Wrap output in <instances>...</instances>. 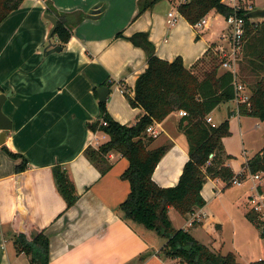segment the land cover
Listing matches in <instances>:
<instances>
[{
    "label": "crops",
    "instance_id": "1",
    "mask_svg": "<svg viewBox=\"0 0 264 264\" xmlns=\"http://www.w3.org/2000/svg\"><path fill=\"white\" fill-rule=\"evenodd\" d=\"M47 1L60 12L86 15L73 29L67 45L49 37L53 23L47 18ZM139 1L24 0L0 23V92L10 93L3 112L13 125L6 142L0 145V264H32L30 257L18 255L14 246L19 216L30 237L43 230L49 237V264H182L160 252L161 236L122 218L119 208L130 186L121 175L128 161L125 163L120 153L111 152L108 161L112 168L102 175L85 151L99 148L110 137L101 130L93 131L89 125L101 119L97 91L101 86L110 89L107 111L115 121L133 125L144 114L141 108L129 104L120 87L123 82L134 96L137 80L148 67L144 50L130 41L133 35L148 33L159 58L174 61L181 57L184 66L191 68L213 47L217 52L227 47L228 33L223 30L221 40L214 39L208 16L204 26L191 25L179 13L178 0L162 1L137 17ZM170 13L176 18L173 25L168 23ZM119 33L122 36L118 37ZM50 43L61 45L62 51L46 53ZM243 54L244 46L238 69ZM224 72L227 70H220V74ZM239 82L246 88L243 94L251 96L247 83ZM230 103L221 104L211 113L217 123L228 119L227 115L218 122L217 113H226ZM231 114L228 120L232 137L224 138L223 146L225 155L232 157L226 165L238 175L252 158L248 157L243 130L246 119L251 117L239 115L232 106ZM182 119L178 111L157 123L160 135L149 145V149L172 145L153 174L160 187L176 186L189 160L188 141L180 129ZM236 140L241 141L238 147L233 142ZM3 146L27 159L25 172L16 173L20 160L11 158ZM56 166L67 170L74 181L79 198L71 208H67L56 185ZM219 181L222 180L207 181L202 189L206 206L186 216L187 223L180 229L216 253L235 254L239 263L263 260L264 239L259 232L254 239H243L238 254L226 250L214 236L222 228L221 220L211 211L223 192ZM263 187L264 184L259 186L262 195ZM172 210L169 214L174 225ZM197 216L200 221L190 225ZM205 223L207 240L200 238L197 227Z\"/></svg>",
    "mask_w": 264,
    "mask_h": 264
},
{
    "label": "trees",
    "instance_id": "2",
    "mask_svg": "<svg viewBox=\"0 0 264 264\" xmlns=\"http://www.w3.org/2000/svg\"><path fill=\"white\" fill-rule=\"evenodd\" d=\"M162 1L165 0H140L137 17ZM224 1L185 0L178 4V11L191 25H196L212 11L227 18L235 14L244 18L246 34L242 45V61L252 74L261 75L264 72V21L260 24L253 23L246 17L245 10L235 12ZM23 2L24 0H0V23L18 10ZM46 4L47 13L58 22L52 37L67 45L72 38L73 29L84 21L86 15L82 12H60L52 2L47 1ZM253 35L259 38L262 46V50L254 54L248 43ZM117 36H122V33ZM130 41L144 50L148 67L137 80L134 96L123 82L120 87L129 104L133 108H141L144 114L137 123L123 125L110 116L107 102L100 103L101 119L89 127L93 131L101 130L106 133L110 140L97 149H86V157L102 175L112 168L108 161L111 152L120 153L128 161V166L121 175V179L130 186L129 195L119 208L122 218L166 239L167 242L160 251L164 256L178 259L182 264H243L237 261L235 254L216 253L195 240L187 231L175 229L169 214L171 209H175L182 217H186L194 214L197 209L204 208L207 203L202 196V189L209 179H220L228 187L235 177L246 180L249 173L262 174L264 180V146L249 159L248 170L245 169L244 175H236L225 163L232 158L225 155L223 146V139L231 135L229 120H224L218 127H212L206 122V117L218 106L234 100L233 74L229 71L220 74L222 63L214 47L191 68H186L181 57L174 61L159 58L148 33L135 34ZM243 80L251 89V96L247 103L240 105L239 115L253 117L264 123V76L258 77L254 84H249L247 79ZM182 110L188 114L181 120L180 129L188 141L189 160L176 186L160 187L153 180V174L172 145L149 149L154 138L147 135L146 131L153 123H162L172 113ZM102 119L107 122V126L101 124ZM3 150L11 158L20 160L15 168L17 174L28 169L29 163L24 156L11 152L6 146H3ZM210 155H213L211 160ZM53 172L67 208L73 207L79 196L69 172L60 166H56ZM246 218L260 230V236L264 239V221L261 215L251 209ZM16 226L18 232L14 235V246L17 254L29 256L32 264H49L50 239L45 231L30 237L21 216L17 218ZM250 264H264V259Z\"/></svg>",
    "mask_w": 264,
    "mask_h": 264
},
{
    "label": "rangeland",
    "instance_id": "3",
    "mask_svg": "<svg viewBox=\"0 0 264 264\" xmlns=\"http://www.w3.org/2000/svg\"><path fill=\"white\" fill-rule=\"evenodd\" d=\"M179 1L180 0H178V4ZM224 2L226 4L234 3L232 2V0H225ZM236 3L238 7L250 11L264 8V0H237ZM252 20L253 22L255 21L257 23L263 21L262 19H252ZM208 21H209V25H208L209 28L213 32H215L214 39L220 38L221 40V35L223 33V30L227 29L225 33L226 34L228 33L229 25L227 23V17L225 15L217 13L216 11H212L208 15ZM258 40L259 38L255 35L250 37V39L248 40L249 45H251L250 49L253 52V54L255 52L262 50L261 43ZM221 69L223 68L221 67L220 70ZM238 72H239L238 79L239 80L247 79V81H249L248 82L249 84H254L258 80V77L261 78L262 75L264 76V72L258 76L256 75V73L252 74L247 69V66L243 61L240 62V67L238 69ZM248 89L250 90L249 86ZM231 106L233 110L236 109V103H233ZM227 115L228 113L227 112L225 113V111L220 112L219 115L217 113L218 122H221L222 119L224 120ZM246 120L247 122L243 129L245 132L244 142L245 145L247 146L246 149L249 151L248 157L250 158L253 157L256 153H258L262 149V146L264 144V123L252 117ZM232 121L233 123H236L235 119H233ZM256 125H259V127H257ZM231 137H232V132L231 135L227 138H231ZM233 142H235L236 146L238 147L241 141L236 140ZM124 161L126 163V159ZM246 181L247 182H245L243 186H236L232 184L229 187L225 184V182L219 181L218 186L221 189H223V192L219 196H217L216 201L211 206V211L214 212L216 216L221 220V225H222L221 231H219L218 234L217 235L215 234L214 236H216L221 241V244L222 243L225 244L226 250H232L236 254H238L237 250L239 251V248H243V246H241L243 239L246 240L247 238H252V237L254 239L255 235H257L258 232L259 234L261 233L260 230H258L257 227L246 218V213L254 205V200L252 196H254L256 193L255 188H253L255 185L253 180L250 179V177L248 176V179ZM192 215L194 214H191V216ZM171 217L174 221L173 226L175 228L180 229L181 226L184 225V223H187V221H185L184 219L185 217H182L175 209L171 211ZM231 219L233 222H231ZM197 227L200 228V230H198V234L200 238H204L207 240L208 238L206 232L208 231H207L206 223L204 226L198 225ZM162 239H163L162 247H164V245L166 244V239L164 238Z\"/></svg>",
    "mask_w": 264,
    "mask_h": 264
},
{
    "label": "built area",
    "instance_id": "4",
    "mask_svg": "<svg viewBox=\"0 0 264 264\" xmlns=\"http://www.w3.org/2000/svg\"><path fill=\"white\" fill-rule=\"evenodd\" d=\"M185 2V0H180L179 4ZM234 2L233 4H227L229 7L234 9L235 12L243 9L237 6V0H232ZM245 10L247 13L250 12V10ZM247 17V15H246ZM169 21L168 23L170 25H173L176 22V18L174 17L173 13L169 14ZM207 22V18H203L200 22H198L195 26L200 28L204 26ZM227 23L229 25V32L227 35V47H223L219 49L218 56L222 63V68L231 72L234 76V93L235 97L233 100V103H236V110L237 113H239V107L241 104L247 103L250 99L249 95H244L243 92L245 91V86L239 82L238 79V68H237V62L239 60V56L242 50V45L244 43V37L246 34V21L244 18L239 17L237 14L232 15L227 18ZM181 117L188 116L187 112L182 110L180 111ZM206 122L211 125L212 127H218L219 123H217L212 115H208L206 117ZM101 124L103 126H107V122L105 120H101ZM157 123H153L150 127L147 128V135L150 137H153L154 139L158 138L160 135V132L157 130ZM213 158V155H210V160ZM248 170V169H246ZM245 173V170H243L240 175L243 176ZM248 176L250 179L253 180L255 183L254 187L256 190V193L254 196H252L254 200V205L252 206V209H254L257 213L261 215V219L264 221V195H262L259 191V186L264 184L263 176L262 174H251L249 173L247 175L246 180L248 179ZM246 180H242L240 177H235L232 180L233 185L236 186H243L244 182ZM200 221V216L194 217L192 221L190 222V225H193L195 222Z\"/></svg>",
    "mask_w": 264,
    "mask_h": 264
},
{
    "label": "water",
    "instance_id": "5",
    "mask_svg": "<svg viewBox=\"0 0 264 264\" xmlns=\"http://www.w3.org/2000/svg\"><path fill=\"white\" fill-rule=\"evenodd\" d=\"M47 18L53 23V28L50 31V38L53 36L55 29L58 25L57 19L51 15H47ZM248 19H264V8L252 10L247 13ZM63 47L61 45H53L52 43L49 44V47L46 48V53H53V52H60L62 51ZM99 93V101L100 103L107 102L108 96L110 94V89L106 86H101L97 89ZM10 97V93L4 94L0 92V145H3L6 142V135L7 132L12 129V121L4 114L3 106L7 99ZM228 119L232 117L231 114V105H228L227 108ZM264 192V187L262 189ZM41 264V263H37Z\"/></svg>",
    "mask_w": 264,
    "mask_h": 264
}]
</instances>
